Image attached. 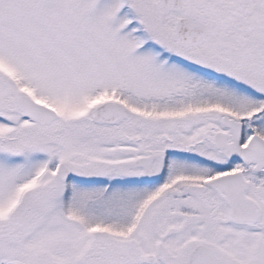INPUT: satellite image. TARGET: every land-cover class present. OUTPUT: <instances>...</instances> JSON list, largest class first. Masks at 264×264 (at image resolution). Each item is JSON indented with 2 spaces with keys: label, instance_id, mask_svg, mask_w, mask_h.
<instances>
[{
  "label": "snow or ice",
  "instance_id": "obj_1",
  "mask_svg": "<svg viewBox=\"0 0 264 264\" xmlns=\"http://www.w3.org/2000/svg\"><path fill=\"white\" fill-rule=\"evenodd\" d=\"M0 264H264V0H0Z\"/></svg>",
  "mask_w": 264,
  "mask_h": 264
}]
</instances>
